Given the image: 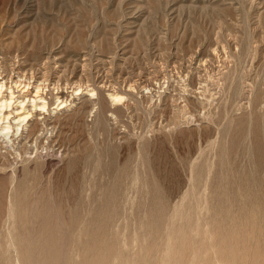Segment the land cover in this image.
Listing matches in <instances>:
<instances>
[{"label": "rangeland", "instance_id": "obj_1", "mask_svg": "<svg viewBox=\"0 0 264 264\" xmlns=\"http://www.w3.org/2000/svg\"><path fill=\"white\" fill-rule=\"evenodd\" d=\"M0 58L50 106L0 264H264V0H0Z\"/></svg>", "mask_w": 264, "mask_h": 264}, {"label": "bare ground", "instance_id": "obj_2", "mask_svg": "<svg viewBox=\"0 0 264 264\" xmlns=\"http://www.w3.org/2000/svg\"><path fill=\"white\" fill-rule=\"evenodd\" d=\"M16 53V52H15ZM17 56V55H16ZM4 60L0 58V166L3 170L6 171V165L9 164L8 162V154L9 153H15L16 156L21 157V151L23 150L24 143L21 145H18L22 139L30 140L34 139V141H37V136L34 134L36 133L38 127H39V119L44 117L38 116V114L42 113L43 111H47L49 108H47L48 100L45 99V90L43 89L45 85V81L48 83L49 77L39 75L37 72L36 74L27 75L26 72L23 70V67L18 66L17 70H15L14 67H11L12 69L10 71L6 70L5 64L3 62ZM9 61V60H8ZM18 62V61H17ZM15 64V63H14ZM32 67V66H31ZM21 68V69H20ZM9 69V68H8ZM34 69V68H32ZM27 70V68L25 69ZM16 71V72H15ZM33 71V70H32ZM35 71V70H34ZM48 75V74H47ZM61 77V76H60ZM58 78V77H57ZM59 79V78H58ZM49 86V85H48ZM77 86V85H76ZM80 86H77L75 88V94L82 92V89H80ZM87 86V85H86ZM57 87V85H56ZM95 88V87H94ZM92 87H86V90L84 94H87L89 97V100L91 101V98H93V95L97 92H95ZM44 90V91H43ZM74 90V89H73ZM58 92V91H57ZM264 93V92H263ZM108 96H110L112 101H121V99L124 97L122 94L116 92V91H110L108 92ZM65 95V94H64ZM52 97V96H51ZM56 101L57 103L54 104L51 108H54L53 110L55 112L61 110L66 106L67 98H63V96L60 98L58 95H56ZM71 99V98H70ZM68 98V100H70ZM79 99V98H78ZM262 99L259 100V102ZM263 101V100H262ZM262 103V102H261ZM50 104V103H49ZM48 105V106H47ZM93 105V104H92ZM263 105V104H262ZM261 105V106H262ZM50 107V106H49ZM264 109V108H263ZM48 112V111H47ZM263 112V111H262ZM44 119V118H43ZM249 123V122H248ZM186 124V123H185ZM41 128V127H40ZM44 128V127H43ZM44 132V131H43ZM38 133V132H37ZM39 134V133H38ZM37 134V135H38ZM40 136V135H39ZM40 138V137H39ZM49 138V137H48ZM32 139V140H33ZM41 139V138H40ZM52 139V138H50ZM25 140V141H26ZM18 144H17V143ZM29 143V142H28ZM27 144V143H26ZM33 144V143H32ZM27 146V145H26ZM29 148V146H27ZM25 149V148H24ZM37 149V148H36ZM21 150V151H20ZM27 151V149L23 150ZM22 151V152H23ZM24 152V153H25ZM10 155V154H9ZM11 156V155H10ZM27 156V154H26ZM14 157V158H15ZM28 157V156H27ZM12 163V161H11ZM16 165V164H15ZM14 165V166H15ZM255 165V164H254ZM11 166V165H10ZM210 167V166H209ZM11 168V167H10ZM9 169V168H8ZM16 169V168H15ZM13 169L12 173L15 171ZM0 171V172H1ZM5 173V172H4ZM15 173V172H14ZM11 174V173H10ZM200 174V173H199ZM13 175V174H11ZM251 175V174H250ZM129 176V175H128ZM26 179V178H25ZM130 179V178H129ZM12 180V177H11ZM19 181V180H18ZM16 181V182H18ZM26 181V180H25ZM10 183V182H9ZM21 183V181H20ZM26 183V182H25ZM225 183V182H224ZM13 184V183H10ZM9 184V185H10ZM24 184V182H23ZM117 184V183H116ZM153 184V183H152ZM19 185V184H18ZM17 185V186H18ZM21 186V185H20ZM23 187V186H22ZM21 187V188H22ZM30 187V186H29ZM115 187V185H114ZM117 187V186H116ZM15 188V186H14ZM20 188V189H21ZM25 188V187H24ZM155 188V187H154ZM245 188V187H244ZM13 189V187H12ZM123 189V188H122ZM11 190V189H10ZM14 190V189H13ZM124 190V189H123ZM156 190V189H155ZM25 191V189H24ZM116 191V190H115ZM110 192V190H109ZM156 192V191H155ZM154 192V193H155ZM14 193V192H13ZM16 193V190H15ZM13 194L16 195V194ZM12 194V193H11ZM109 194V193H108ZM111 194V193H110ZM8 195V194H7ZM106 195V193H105ZM158 195V194H157ZM150 196H154L153 194ZM152 197L151 200H152ZM12 200L10 206L14 205V197H10ZM105 198V197H104ZM125 198V197H124ZM155 199V198H154ZM124 200V199H123ZM107 201V200H106ZM111 201V200H110ZM158 201V200H157ZM156 203V201H155ZM151 204V203H150ZM159 203H156L158 205ZM109 205V204H108ZM11 206V207H12ZM16 206V205H15ZM102 206V205H101ZM111 206V205H110ZM155 206V205H154ZM7 207V206H6ZM158 207V206H156ZM155 209V208H154ZM159 209V207H158ZM161 210V209H159ZM8 211V210H7ZM6 211V212H7ZM151 211V210H150ZM157 211V210H156ZM153 212V211H152ZM158 212V211H157ZM104 213V212H103ZM160 213V212H159ZM22 214V213H21ZM34 214V213H33ZM69 214V213H68ZM156 214V212H155ZM14 215V214H13ZM23 215V214H22ZM159 215V214H158ZM7 216V215H5ZM103 216V215H102ZM8 217V216H7ZM14 218V217H13ZM159 218V217H158ZM35 219V218H34ZM154 220V219H153ZM68 221V220H67ZM70 222V221H69ZM151 222V221H150ZM157 222V221H156ZM7 223V222H6ZM145 223V222H144ZM159 224V223H158ZM73 225V224H72ZM145 226V224H144ZM160 226V225H159ZM148 228V227H147ZM152 228V227H151ZM153 231V230H152ZM159 232V231H158ZM177 232V231H176ZM153 233V232H152ZM177 234V233H176ZM175 234V235H176ZM152 235V234H151ZM179 235V232H178ZM177 236V235H176ZM178 237V236H177ZM184 238V237H183ZM179 239V237H178ZM185 240V238H184ZM95 241V240H94ZM177 242V241H176ZM186 242V240L184 241ZM8 243V242H7ZM169 243V242H168ZM182 243V242H181ZM106 244V243H105ZM108 244V243H107ZM180 244V243H179ZM105 246V245H104ZM147 246V245H146ZM169 246V245H168ZM181 246V244L179 245ZM217 246V245H216ZM148 247V246H147ZM184 247V246H183ZM104 248V247H103ZM170 248V247H169ZM176 249V248H175ZM177 250V249H176ZM180 250V249H179ZM103 251V250H102ZM105 252V251H104ZM171 254V253H170ZM145 255V254H144ZM176 255V254H175ZM174 255V256H175ZM143 256V254H142ZM63 257V256H62ZM146 257V256H145ZM172 258V256H170ZM170 258V259H171ZM143 259V258H142ZM150 259V258H149ZM91 260V259H90ZM148 260V258H147ZM178 260V258H177ZM143 262V260H141ZM176 261V260H175ZM224 261V260H223ZM104 262V261H103ZM145 262V261H144ZM148 262V261H147ZM155 262V261H154ZM177 262V261H176ZM71 263V262H70ZM90 263V262H89ZM173 263V262H172Z\"/></svg>", "mask_w": 264, "mask_h": 264}]
</instances>
